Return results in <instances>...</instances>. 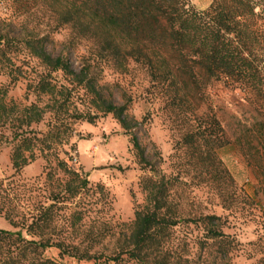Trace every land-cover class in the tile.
Instances as JSON below:
<instances>
[{
  "label": "trees",
  "instance_id": "obj_1",
  "mask_svg": "<svg viewBox=\"0 0 264 264\" xmlns=\"http://www.w3.org/2000/svg\"><path fill=\"white\" fill-rule=\"evenodd\" d=\"M14 1L17 11L24 13L37 3ZM55 1L59 4L54 9L55 27H70L79 39L90 43L79 71L66 55H53L47 50L50 32L15 33L10 28L12 22L0 20V68L7 78L6 82L0 81V150L10 147L14 169L12 175L0 178V216L19 227L16 231L0 228V243L13 240L12 244L18 248L16 253L9 251L3 263L61 264L42 257L47 248L56 247L63 256L93 264L117 263L123 254L139 264H191L190 257L170 244L171 229L184 218L203 226L204 248L217 242L224 247V256L239 249L236 236L224 231L225 220L221 215L201 213L183 217L176 213L171 199L178 177L164 174L141 178L146 203L136 210L131 232L120 252L110 255L99 252L96 248L104 238L83 235L82 212L71 205L88 187L89 180L61 155L68 154L64 146L70 141L72 121L94 122L100 112L112 113L130 133L132 148L142 168H154L132 132L128 113L131 97L124 95V103L118 105L99 85L93 71L102 62L121 72H128L131 63L143 67L153 82L172 92L170 105L178 109L188 101L190 84L200 89L206 82L219 80L245 89L261 101L259 123L264 128V0H211L205 9H197L190 0ZM21 52L36 58L40 68L29 73L16 67L14 61ZM59 72L72 87L55 77ZM20 83L25 85V93L18 99L10 92ZM77 86L89 96L86 111L72 108L71 99ZM207 120L204 126L201 122L198 129L187 131L182 143L196 164L203 166L207 174L204 178L223 190L225 185L233 186L235 182L217 151L233 139L226 135L216 114ZM253 157L259 171L256 192L264 199V152L255 147ZM39 158L46 161L42 173L34 181L23 179L21 171ZM56 172L66 178L59 179L61 182L43 195L38 206L29 211L13 208L18 194L40 190L37 180L44 177L45 183L51 181ZM230 194L223 193V207L229 208L240 197L235 192ZM65 208L73 211L67 214ZM24 230L30 239L24 236Z\"/></svg>",
  "mask_w": 264,
  "mask_h": 264
},
{
  "label": "rangeland",
  "instance_id": "obj_2",
  "mask_svg": "<svg viewBox=\"0 0 264 264\" xmlns=\"http://www.w3.org/2000/svg\"><path fill=\"white\" fill-rule=\"evenodd\" d=\"M36 1L24 13L17 11L14 0H0V20L12 22L10 28L15 33L22 31L42 35L50 32L47 50L53 55H66L72 67L79 71L84 66L90 43L79 39L70 27H55L57 1ZM190 2L197 9H205L211 0ZM14 63L23 72L34 73L40 68L39 61L25 52L19 53ZM93 72L103 92L111 94L116 104L124 103V95L131 97L128 113L132 132L139 138L154 168H142L132 148L130 133L112 113L100 112L94 122L84 119L72 121L70 141L64 146L68 154L61 156L89 180L88 187L71 204L82 212L81 233L104 238L96 248L99 252L108 255L119 253L131 232L136 210L146 203V192L140 186L141 178L174 175L178 178L172 190L173 210L183 217H196L201 213L221 215L225 220L224 231L236 236L240 244L239 249L228 256L223 255L224 247L217 242L210 240L212 244L204 248L202 240L206 232L203 226L184 218L170 231L171 245H176L180 253L190 257L193 260L191 264H264V199L256 192L259 171L253 157L255 147L264 152V128L259 123L262 120L261 101L245 89L213 80L200 89L190 84L188 101L178 109L170 105L172 92L153 82L139 65L131 63L128 72H121L112 64L102 62ZM55 77L69 87L73 86L63 73H55ZM0 81H7L1 68ZM24 93L25 85L20 83L10 95L21 99ZM71 101L73 109L86 111L89 108V96L80 86L75 88ZM213 114L221 119L226 135L233 139L217 151L235 182L233 186L225 185L223 190H218L205 179L207 174L203 166L196 164L188 154V147L182 143L187 131L198 129L201 122L204 126ZM45 165L46 161L39 158L21 171V177L34 181ZM13 173L11 150L5 146L0 150V178ZM62 178H66L64 174L56 172L54 179L46 183L44 177L38 179L40 190L18 194L14 199L16 205L13 207L12 204L11 208L32 210L44 199L43 195L57 187ZM232 192L240 197L229 204V208L223 207V193L228 196ZM226 203L228 205L229 202ZM72 211L71 208L64 209L67 214ZM0 228L19 229L4 216H0ZM23 234L31 238L25 230ZM11 241L0 243V264H4V257L9 251H18L17 244ZM42 257L61 264H93V261L63 256L56 247L47 248ZM111 264L139 263L123 254L121 261Z\"/></svg>",
  "mask_w": 264,
  "mask_h": 264
}]
</instances>
